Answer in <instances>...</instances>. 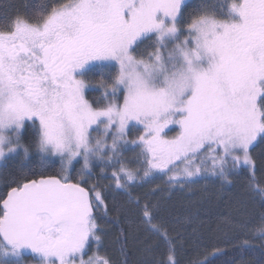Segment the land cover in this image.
Segmentation results:
<instances>
[{"label":"snow or ice","instance_id":"snow-or-ice-1","mask_svg":"<svg viewBox=\"0 0 264 264\" xmlns=\"http://www.w3.org/2000/svg\"><path fill=\"white\" fill-rule=\"evenodd\" d=\"M186 7L184 0H57L35 20L12 18L0 31V159L35 152L42 161L59 160L64 173L81 159V173H90L93 161L119 164L112 176L126 190L166 173L171 185L195 182L207 171L205 149L220 153L219 163L211 155L212 175L227 180L228 159L238 163L234 154L243 153L252 166L249 184L264 198L249 155L264 138V0L202 5L188 17ZM93 62L109 69L99 82L103 107L85 99L88 85L79 78ZM26 121L35 137L27 144ZM170 125L179 128L172 138ZM138 126L143 132L129 142ZM125 151L135 153L129 163L138 167L123 161ZM101 204L100 193L91 197L67 176L10 188L0 201V264H20L26 249L39 264H112L95 254L83 259L101 239L94 216ZM158 209L148 201L142 210L157 232ZM258 231L264 236V226ZM161 235L168 250L162 264H179L173 239L166 230ZM237 246L251 247L246 240ZM221 255L213 247L191 264H217Z\"/></svg>","mask_w":264,"mask_h":264},{"label":"trees","instance_id":"trees-1","mask_svg":"<svg viewBox=\"0 0 264 264\" xmlns=\"http://www.w3.org/2000/svg\"><path fill=\"white\" fill-rule=\"evenodd\" d=\"M57 2V0H0V30H7L9 26V22L16 15H23L28 17L31 20H35L39 16V11L41 7L51 5L52 3ZM232 2V0H189L185 2L187 7L184 10L185 17H188L190 14L195 12V10L200 6H207L210 10L213 8H220L222 5ZM222 18V17H220ZM147 43V41L145 42ZM145 45H141V49L144 48ZM138 58H140L138 53H135ZM108 68H102V65L88 67V70L85 75L82 76V79L85 80L88 87L85 89V99L88 100L90 104L94 107H103L107 104V101L103 100V88H100L99 82L102 79H107ZM112 74H115V69H112ZM103 73V74H102ZM108 83L111 81L108 80ZM122 94L120 96L121 101ZM38 126V122H37ZM141 134L140 129L137 127L136 129H131L128 131L127 140L131 142L135 140ZM22 137L24 143H29L32 141L34 137V129L30 121H26V127L22 130ZM250 157L254 162L255 166V174L260 182L261 186H264V138L258 136L257 141L250 148ZM202 158L207 157V162L205 168L208 171V174L212 175L211 166L212 159L209 156L208 150L201 154ZM125 158V157H124ZM126 160V159H125ZM217 161L219 162V158L217 157ZM130 161L128 160V163ZM199 163V161H198ZM132 164V163H129ZM78 165L76 164L75 168L78 169ZM120 166L119 164L115 165V167L107 165L106 163H96L92 167V178H88V181H84L86 187L93 189L100 188L102 195L104 196L103 202L106 199H110L115 192H124L126 190L131 189L133 191L139 189H147L148 184L143 182H137L128 187V189H118L114 187V183L110 181L111 176L110 173L114 171L116 167ZM181 167V165H180ZM227 176H233L234 174L241 176L243 181L249 183V176L251 175L252 168L247 165H241L239 163L233 162L231 158L228 159L226 163ZM1 175H0V201L7 194V190L12 187H16L23 182L34 179L39 176L46 175H58L60 172V165L57 161L55 163L51 161H42L41 158L35 154V152H30L27 157H24L23 154L17 156L12 155L8 158H5L4 164L1 166ZM206 171V172H207ZM210 172V173H209ZM168 174H161L160 177L167 176ZM210 175L205 176L204 178L209 177ZM198 178V177H197ZM88 182V183H87ZM92 182V185L90 183ZM87 184V185H86ZM89 184V185H88ZM149 187V186H148ZM145 190H142L144 192ZM258 193V206L257 212H260L264 217V198H262ZM141 200H145L146 202L151 201L148 196L144 194H139ZM242 195H237L236 200L233 198V202H227L225 199V195L222 200H218L217 198L212 199L209 202H206L201 207H195L194 205H182V204H174L169 207L168 210L162 211V217L168 224H173L174 227H177L179 230V226L173 222L174 218H181L185 215H189L191 217V213L197 212L198 217L194 221L199 222L195 224L198 225V235L197 239L200 244L209 242L212 244L215 239H222L226 233L229 231H233V229L228 228L226 224H222L221 220L227 223L226 219H231L230 212L238 207L235 201L242 200ZM225 199V200H224ZM161 201V198H158ZM156 199H153L155 202ZM104 204V203H103ZM189 210V212H188ZM95 219L98 223L108 225L113 231L112 241L114 242L113 251H115L116 260L119 264H144L142 261H139V255L142 251L132 250L131 245L133 247L135 236L141 232L139 229L136 232H133V227L129 226L125 223L123 219L118 215V213L110 212L107 209V205L105 204V208L101 204L100 209H98L95 214ZM196 227L193 226L192 229ZM173 232H176V229H173ZM136 233V234H135ZM197 234V233H196ZM142 238H147V236H142ZM147 241V240H146ZM133 242V243H131ZM180 247H184L188 249L193 246L194 242L190 238V240L185 238L181 239ZM220 242V241H219ZM220 242V243H224ZM251 247H245L244 249H240L237 245L242 242L236 243H227L223 249V255L218 257L217 264H264V247L260 243H254L248 241ZM153 244L152 240L149 239L147 244ZM137 244V243H136ZM95 244L93 241L90 242L89 247L87 249L86 254L83 256V259H87L89 256L95 254ZM134 249V247H133ZM139 253V255H138ZM152 264H157L160 261V256L158 253L153 250L152 251ZM190 255V254H189ZM187 256L184 252L180 253L175 257L176 260L179 261V264H191L194 260L189 259L191 256ZM196 259H203L196 258ZM25 263H30L32 261H36L35 256L31 257H23L22 259Z\"/></svg>","mask_w":264,"mask_h":264},{"label":"rangeland","instance_id":"rangeland-1","mask_svg":"<svg viewBox=\"0 0 264 264\" xmlns=\"http://www.w3.org/2000/svg\"><path fill=\"white\" fill-rule=\"evenodd\" d=\"M189 0H184V2H187ZM231 3V2H230ZM220 18V17H219ZM224 18V17H222ZM1 31V30H0ZM151 49H149L150 51ZM138 58V57H137ZM139 59V58H138ZM101 65V62H93L91 66H98ZM82 79V77H79ZM85 81V80H84ZM86 84V82H85ZM87 85V84H86ZM87 88V87H86ZM123 96L121 97L122 102ZM140 132H143V128L139 127ZM171 131H168L167 135L168 138H172L176 135V133L179 131L178 126L170 125L169 126ZM97 134L94 132L93 136L95 138ZM128 135V134H127ZM141 135V134H140ZM139 135V136H140ZM138 136V137H139ZM137 137V138H138ZM136 138V139H137ZM127 139V136H126ZM108 143H111V137H108ZM131 146V145H129ZM207 150V149H206ZM138 151V149L136 150ZM129 153L132 154V156L135 155L133 151H125L123 152L122 159L125 163L128 164L129 167L136 168L138 167L137 164L132 163L129 164L128 160H125V156H129ZM216 155V157H220V153L211 154L209 153V156ZM234 155L240 156V161L238 162L241 165H246L243 160V153H235ZM250 155V154H249ZM134 159V157H133ZM252 160V159H251ZM59 165V160H56ZM5 159H0V175L2 173L1 166L4 164ZM100 161H93V165L96 163H99ZM219 163V162H218ZM83 164V160L81 159L78 169L72 168L67 173L64 172H58V176H67L70 180L80 181V183H84V181H88L87 176L89 175L88 172L81 173L79 170ZM251 166V165H247ZM120 166L116 167L114 169L118 170ZM183 168V165L180 167ZM252 168V166H251ZM92 171V169H91ZM90 171V172H91ZM113 173V172H112ZM110 173L109 175H112ZM210 173V172H209ZM167 176L160 177V175H157L154 180H152L148 184L147 189H139L136 191H133L131 189L126 190V193L124 192H115V194L110 198L106 199L102 204L105 208V204L107 205V209L110 210V212L118 213V215L125 221L126 224H128L130 227H133V232L141 230L140 233H138L137 236H135L133 247L131 245V248L133 251L137 249V251H142V253H138L139 261H142L144 264H152V251L155 250L158 255L160 256V261L157 264H162L163 261L167 260L168 257V250L167 245L165 244V241L161 235L162 232L165 230L167 231V234L169 237L173 239V243L175 246V257L179 255L180 253L184 252L189 259L193 260L196 258H202L205 251H212L213 247L217 248H224L227 243H236V242H243V241H251L254 243H260L261 245H264V236L261 235V233L258 231L262 226H264V219H262V214L260 212H257V206H258V193L257 191H253L250 184L246 181H243L241 176L234 174L233 176H227V180H225L223 177H220L219 175H210L208 174V171L204 172V174L198 178L195 179V182L188 183V184H176L171 185L167 183L168 177L172 175V173H167ZM141 175H143V169H141ZM210 175L207 178H204L205 176ZM111 182L114 183V187H116V181L115 178L110 179ZM88 183V182H87ZM87 185V184H86ZM89 185V184H88ZM92 185V182L90 183ZM92 188V186H90ZM142 190H145L142 192ZM128 191L131 192V197L128 195ZM96 193H100L102 196V199L104 196L102 195L101 191L94 190V195ZM139 194H144L145 196H148L153 204H158L159 209L155 213L152 224H156L160 231H153L151 224H148L145 222V220L142 217V210L143 205L146 203L145 200H141L142 196ZM225 195V199L227 202H233L236 200L237 195H242V200H237L235 203L239 205L238 207H235L234 210L230 212L231 219H226L227 223L221 220L222 224H226L228 228L233 229V231H229L225 234V236L222 239H215L212 244L209 242L202 243L198 242L199 239H197V235L199 232L198 225L195 226V224H198L199 222H194L197 217L199 216L197 212L191 213V217L189 215H185L181 218H174L173 222H175L180 228L179 230H182L179 232L177 230V227H174L173 224L164 223L166 222L164 218L162 217V211L168 210L169 207H171L174 204H182L184 205H194L195 207H201L206 202L211 201L214 198H217L218 200H222ZM139 199L140 207H137L136 199ZM158 198H161V201L158 200ZM153 199L156 201L153 202ZM224 199V200H225ZM100 209V207H98ZM189 212V210H188ZM190 213V212H189ZM99 231L97 232V235L101 237L99 242L93 241L95 244V255L98 258H110L112 261V264H119L116 260L115 251H113V245L114 242L112 241L113 236V230L108 226L101 223H98ZM241 225H244L245 227H241ZM194 227V229H192ZM176 229V232H173V229ZM197 233V234H196ZM136 234V233H135ZM142 236H147V238H142ZM194 242L193 246L189 247L188 249L184 247H180L181 245V239L185 238ZM151 239L152 245L150 243L147 244V241ZM147 240V241H146ZM225 241L224 243L220 242ZM137 243V244H136ZM99 249V251H97ZM200 254L199 256L197 254ZM0 259H5L3 257H0ZM11 259V258H9ZM88 259V258H87ZM86 259V260H87ZM20 264H39L38 261H32L30 263H25L23 260L20 261Z\"/></svg>","mask_w":264,"mask_h":264},{"label":"water","instance_id":"water-1","mask_svg":"<svg viewBox=\"0 0 264 264\" xmlns=\"http://www.w3.org/2000/svg\"><path fill=\"white\" fill-rule=\"evenodd\" d=\"M49 176H54V175H49ZM49 176H39V177H37V178H35V179L38 180V179H40L41 177H49ZM29 180H33V179H29ZM71 183H75V182L71 181ZM82 187H84V186H82ZM84 188H85V187H84ZM85 189H86L87 191H89L87 188H85ZM9 190H10V189H9ZM9 190H7V192H8ZM6 195H7V194H6ZM6 195H5V197H6ZM5 197H4V198H5ZM4 198H3V199H4ZM3 199H2V200H3ZM2 200H1V201H2ZM32 255H34V254H32L30 250H27V249H26V250H24V252H23V256H25V257H31Z\"/></svg>","mask_w":264,"mask_h":264}]
</instances>
